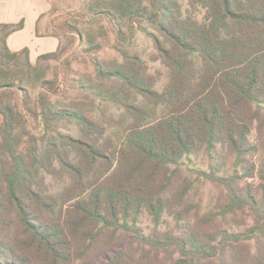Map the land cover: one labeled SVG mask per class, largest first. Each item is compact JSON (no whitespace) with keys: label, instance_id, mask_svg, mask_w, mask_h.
Returning a JSON list of instances; mask_svg holds the SVG:
<instances>
[{"label":"trees","instance_id":"1","mask_svg":"<svg viewBox=\"0 0 264 264\" xmlns=\"http://www.w3.org/2000/svg\"><path fill=\"white\" fill-rule=\"evenodd\" d=\"M50 1L40 21L55 12ZM52 20L51 32L38 21L36 34L59 46L34 63L27 48L7 46L23 21L0 24V264H99L111 252L105 264H264V0H83ZM138 32L167 71L161 91L129 52ZM108 43L122 61H94L99 83L78 86L124 111L114 141L82 104L59 101L48 77L69 47ZM61 121L80 136L58 133ZM37 130L49 137L43 153ZM200 153L209 166L196 178L221 187L224 200L192 215L194 182L180 167ZM49 177L62 187L51 191ZM139 217L150 220L148 234Z\"/></svg>","mask_w":264,"mask_h":264},{"label":"rangeland","instance_id":"2","mask_svg":"<svg viewBox=\"0 0 264 264\" xmlns=\"http://www.w3.org/2000/svg\"><path fill=\"white\" fill-rule=\"evenodd\" d=\"M82 1L83 0H52V8L55 9V12H53L51 16L46 15V17L42 19L40 30L43 31V29H46L48 32H51V26L48 21L50 17L51 20L53 19L52 25L57 26L61 24L65 17H67L68 13L79 11L82 6ZM145 28L148 29L147 26H145ZM61 44L62 47L65 48L67 41L61 38ZM128 49L130 53L135 54L142 62H144L148 73L157 78L154 89L161 91L167 81V71L159 64V62L153 61L155 50L153 49L149 37L142 32H138ZM97 60L104 61L105 63L122 61L120 56L109 43L104 45L100 50L89 52H85L83 47H78L76 45L69 47L60 59L49 63L48 77L54 79L59 85V89L62 91V96H59V101H63L64 98H66L67 101H74V103L82 104V106L85 107L88 117L104 127V137H109L114 141L119 135V131L128 123L124 111L115 104L104 101L102 102L97 98H94V96H87L83 89H79L78 86L81 83L86 85L99 83L93 65V62ZM55 128L61 135H67L74 138L80 136L79 127L73 122L61 121L55 126ZM35 132L36 139H38L37 148L39 149V153H43L46 147L45 142L49 137L48 135L42 137L40 130ZM254 133L255 132L253 131L252 134ZM54 138H56V134L52 133L50 141ZM30 142L31 140L26 137L24 138L23 144L21 145L23 153L27 154L31 151L32 144ZM182 163L183 164L180 167L182 175L194 182L188 196V201L190 203L189 209L192 215L196 212L205 213L206 211L217 207L218 204L223 203V189L201 177L199 179L196 178V174L193 172L194 170L208 171L209 160L203 153L185 158ZM231 163L232 160L227 159L225 161V166H223L222 169L224 168V171L230 173ZM47 181L50 184L51 191L59 190L64 183L63 180L54 181L50 177ZM246 183L258 185L259 180L258 178L248 179ZM242 184L244 185L245 182H242ZM168 222V227L173 229L174 223L172 221ZM226 222H229V224H241V219L235 218V221H232L231 218H227ZM138 226H140L145 234H148L152 228V224L147 217H139ZM111 255L112 252L110 253V256H101L99 264L107 263L112 258Z\"/></svg>","mask_w":264,"mask_h":264},{"label":"crops","instance_id":"3","mask_svg":"<svg viewBox=\"0 0 264 264\" xmlns=\"http://www.w3.org/2000/svg\"><path fill=\"white\" fill-rule=\"evenodd\" d=\"M51 8L50 0H0V24H16L23 21V28L7 38V46L17 52L29 50V59L34 63L43 54L55 52L59 46L56 37L36 34L42 20L40 17ZM41 33V31H40Z\"/></svg>","mask_w":264,"mask_h":264}]
</instances>
